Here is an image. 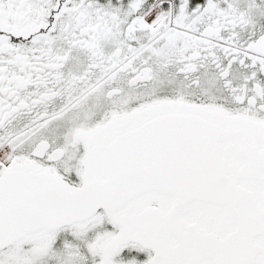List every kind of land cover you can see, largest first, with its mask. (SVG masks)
Returning a JSON list of instances; mask_svg holds the SVG:
<instances>
[{"label": "snow or ice", "instance_id": "obj_1", "mask_svg": "<svg viewBox=\"0 0 264 264\" xmlns=\"http://www.w3.org/2000/svg\"><path fill=\"white\" fill-rule=\"evenodd\" d=\"M0 264H264V0H0Z\"/></svg>", "mask_w": 264, "mask_h": 264}]
</instances>
